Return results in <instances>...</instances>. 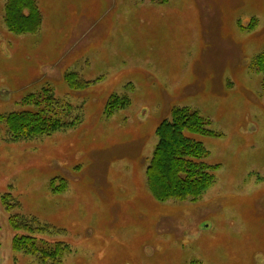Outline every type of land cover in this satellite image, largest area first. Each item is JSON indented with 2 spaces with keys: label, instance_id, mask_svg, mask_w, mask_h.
Returning a JSON list of instances; mask_svg holds the SVG:
<instances>
[{
  "label": "rangeland",
  "instance_id": "1",
  "mask_svg": "<svg viewBox=\"0 0 264 264\" xmlns=\"http://www.w3.org/2000/svg\"><path fill=\"white\" fill-rule=\"evenodd\" d=\"M7 3L0 264H40L14 249L29 234L17 215L50 229L37 239L70 247L59 264H264V0H36L32 31L6 23ZM69 74L88 84L71 87ZM180 108L212 131L185 133L208 149L214 182L160 201L147 169L159 126ZM15 112H31L38 132L41 116L77 122L15 137Z\"/></svg>",
  "mask_w": 264,
  "mask_h": 264
},
{
  "label": "trees",
  "instance_id": "2",
  "mask_svg": "<svg viewBox=\"0 0 264 264\" xmlns=\"http://www.w3.org/2000/svg\"><path fill=\"white\" fill-rule=\"evenodd\" d=\"M24 8L28 10L27 13L23 12ZM6 17V23L17 31L36 30L42 20L36 0H8ZM260 57L257 64L259 66L261 63L262 67L264 53ZM66 77L71 80V87H85L88 84L74 74H69ZM62 113L68 115L69 111L64 109ZM36 116L39 117L37 114ZM31 118V112H15L8 117V126L15 137L35 136L38 133L51 134L54 130L72 126L77 122L76 120L67 122L61 117L56 119V122H52L41 116L39 117L41 123H39L42 128H39L38 132L32 128L31 130L29 126L26 127ZM30 124L32 125V123ZM186 131L202 135L212 133L206 119L196 111L185 108L174 110L172 118L164 120L158 128L159 142L147 169V182L154 197L160 201L197 198L214 182L212 167L204 163L208 149L202 141L188 137ZM3 201L4 203L9 202L8 207L17 206L10 194H6ZM14 217L16 228L29 232V234L17 236L14 239L16 251L34 255L40 264H44V262L45 264H59L70 252V247L64 242L50 244L44 239H37L33 232L50 231L47 226L40 225L39 220L28 219L20 215ZM36 223L38 225L34 227Z\"/></svg>",
  "mask_w": 264,
  "mask_h": 264
}]
</instances>
